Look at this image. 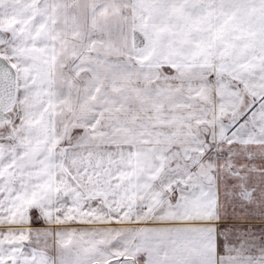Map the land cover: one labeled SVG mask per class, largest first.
Instances as JSON below:
<instances>
[{
	"label": "snow or ice",
	"instance_id": "obj_1",
	"mask_svg": "<svg viewBox=\"0 0 264 264\" xmlns=\"http://www.w3.org/2000/svg\"><path fill=\"white\" fill-rule=\"evenodd\" d=\"M0 264H264V0H0Z\"/></svg>",
	"mask_w": 264,
	"mask_h": 264
}]
</instances>
